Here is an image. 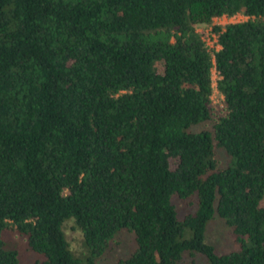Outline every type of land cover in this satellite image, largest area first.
<instances>
[{"label": "trees", "instance_id": "trees-1", "mask_svg": "<svg viewBox=\"0 0 264 264\" xmlns=\"http://www.w3.org/2000/svg\"><path fill=\"white\" fill-rule=\"evenodd\" d=\"M121 232V264H264V0H0V264Z\"/></svg>", "mask_w": 264, "mask_h": 264}, {"label": "rangeland", "instance_id": "rangeland-1", "mask_svg": "<svg viewBox=\"0 0 264 264\" xmlns=\"http://www.w3.org/2000/svg\"><path fill=\"white\" fill-rule=\"evenodd\" d=\"M246 20H248L246 16H244L243 14H238L231 18L222 17L220 19H216L214 20V24L225 26L227 24L239 23ZM197 31L200 33H206L204 39H206L207 43L211 47L215 45L217 37L209 38L211 37V26H201L197 29ZM217 49H219V47H217ZM212 79L215 88L213 94V101L217 105H222L223 96H221L216 89L218 74L215 69H213ZM228 229L229 228H227L224 221L220 219L215 220L209 225L207 240L208 243H211L222 251H230L232 248H234V244L232 243V236ZM63 230L70 246L69 249L77 258H81L85 261L88 257V253L85 246L84 237L83 234L77 229L74 219L67 220L63 226ZM11 242H13L14 245H11ZM11 242L8 243L9 247L14 246L12 248H18L22 252V254L23 249L26 253H28L26 251L25 246L23 244H19L18 240H13ZM135 249L136 242L134 235L121 232L111 244L109 252L106 253L101 259H99L97 261V264H121V261L126 259L130 254H132ZM33 255L26 256V259L23 260V264H35L34 261L36 258L34 257L35 255Z\"/></svg>", "mask_w": 264, "mask_h": 264}]
</instances>
